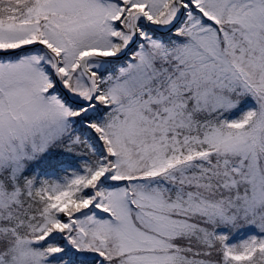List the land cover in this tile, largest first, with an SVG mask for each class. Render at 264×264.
Returning <instances> with one entry per match:
<instances>
[{
    "label": "snow or ice",
    "instance_id": "6c2138e0",
    "mask_svg": "<svg viewBox=\"0 0 264 264\" xmlns=\"http://www.w3.org/2000/svg\"><path fill=\"white\" fill-rule=\"evenodd\" d=\"M0 264H264V0H0Z\"/></svg>",
    "mask_w": 264,
    "mask_h": 264
}]
</instances>
